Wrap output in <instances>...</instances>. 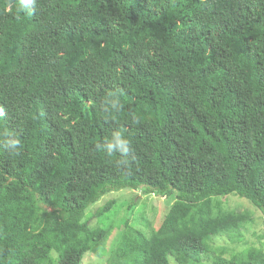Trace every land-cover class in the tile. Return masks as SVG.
<instances>
[{
    "label": "trees",
    "instance_id": "16d2710c",
    "mask_svg": "<svg viewBox=\"0 0 264 264\" xmlns=\"http://www.w3.org/2000/svg\"><path fill=\"white\" fill-rule=\"evenodd\" d=\"M122 189L175 200L111 264H264L212 245L264 214V0H0V264L103 256Z\"/></svg>",
    "mask_w": 264,
    "mask_h": 264
},
{
    "label": "rangeland",
    "instance_id": "374dc122",
    "mask_svg": "<svg viewBox=\"0 0 264 264\" xmlns=\"http://www.w3.org/2000/svg\"><path fill=\"white\" fill-rule=\"evenodd\" d=\"M136 198L139 202L130 217V225L145 233L148 237L158 229L170 206L173 204L175 197H164L157 194L143 195L141 191L135 189H122L111 191L105 194L98 202L89 207L86 218H90L94 211L104 205L107 201L115 199L118 202L117 214L109 215L115 220L117 226L110 236L105 246L103 256L88 253L81 264H111L115 257V252L121 243V239L126 230L125 218L130 199ZM226 206L231 209L249 211L253 221L248 223L242 230V243H231L226 236L215 237L213 247L227 248L225 257H229L234 251H241L249 246L264 247V214L260 212L251 202L238 196L230 195L224 198ZM110 214V213H109ZM96 218L90 219L92 226L98 225Z\"/></svg>",
    "mask_w": 264,
    "mask_h": 264
},
{
    "label": "clouds",
    "instance_id": "9594fccd",
    "mask_svg": "<svg viewBox=\"0 0 264 264\" xmlns=\"http://www.w3.org/2000/svg\"><path fill=\"white\" fill-rule=\"evenodd\" d=\"M35 3V0H20L21 8L28 9L32 4ZM19 145V140L17 139H8L5 141V146L9 148V150L17 149ZM108 150L118 151L122 157H127L131 151L130 141L123 136V134L116 132L112 135L110 140L107 142ZM121 164H126V159H121L119 161Z\"/></svg>",
    "mask_w": 264,
    "mask_h": 264
}]
</instances>
